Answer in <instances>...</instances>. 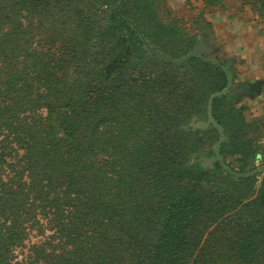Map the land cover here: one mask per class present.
<instances>
[{
    "label": "trees",
    "instance_id": "1",
    "mask_svg": "<svg viewBox=\"0 0 264 264\" xmlns=\"http://www.w3.org/2000/svg\"><path fill=\"white\" fill-rule=\"evenodd\" d=\"M31 1L40 28H49L42 48H52L51 77L38 99L48 118L38 128L12 111L0 137V264H15L31 231L44 239L20 264H264V205L247 200L251 191L232 190H249L256 176L194 163L201 130L184 129L207 119L209 97L226 87L227 71L198 57L184 65L150 59L130 26L116 27L119 0ZM243 2L264 18V0ZM122 14L167 55L192 51V37L161 17L156 0H126ZM66 28L63 44L57 35ZM123 33L129 41L117 40ZM128 44L131 54L121 61ZM134 58L143 70L133 75L126 66ZM238 102L216 98L213 116L227 136L224 161L245 173L254 169L259 141L249 145L248 135L264 131V120H248ZM52 121L56 131L43 126ZM207 132L215 154L219 133Z\"/></svg>",
    "mask_w": 264,
    "mask_h": 264
},
{
    "label": "rangeland",
    "instance_id": "2",
    "mask_svg": "<svg viewBox=\"0 0 264 264\" xmlns=\"http://www.w3.org/2000/svg\"><path fill=\"white\" fill-rule=\"evenodd\" d=\"M156 1L161 17L168 21H174L184 29L185 35L192 37L191 47L193 49L200 40H203L207 46L213 48V53L204 54L205 56L217 59L225 66L230 65L234 88L248 85L255 92L260 86L264 85V18L259 16L255 8L245 4L243 0ZM22 3H25V0L24 2L22 0H0V137L6 133L4 125H6L7 117L12 111L21 121L30 119L32 122H38V125H36L38 128L42 124V119L48 118L47 108L43 107V102L38 99L41 97L40 95L45 94L42 89L43 81L47 77H51L47 66V57L52 52L51 44L48 42L44 47L45 49L42 48L43 40L46 39L43 34L49 28L46 31L40 28L41 18L37 15L35 9H32L31 0L26 1L27 8ZM116 27L121 26H118L117 23ZM68 31V28L60 29L59 35L56 34L63 44L66 43L65 39L69 37L67 35ZM124 34H119L117 40H123ZM125 40L129 41L128 37H125ZM59 43L61 42L59 41ZM130 50L127 52L126 48V55L121 61H124L127 55L131 54ZM107 61L106 65L112 63V59ZM43 67L44 72H41ZM126 67V70L133 75L143 68L135 58ZM48 96L52 97V94H47L45 97ZM236 96L245 99L244 94ZM243 101L246 102L247 100ZM250 108L252 107H248L246 113V118L249 120L256 118L259 113L257 106H254L252 111ZM198 120L206 119L196 118L184 129L198 130L192 128V124ZM45 124L43 126L51 125L50 128L55 131L59 127L57 121ZM117 127L114 123L112 124L113 144H118L121 141L118 138ZM208 129L201 130L200 135H198L202 140V147L200 152L193 156L194 163H200L198 159L201 156H215L211 151L214 135L207 132ZM109 130L111 131L110 126ZM193 137L190 136L189 139L194 141ZM248 137L249 145L252 146L255 139L259 140L258 144L253 146L256 148L253 151L254 157H252L251 166L255 169L264 164V131L250 132ZM174 139L171 141L179 142L178 138ZM215 144L216 142L214 146ZM258 154L261 157H258ZM255 176L254 185L249 190L247 185H245L246 188L241 185L233 186L232 190L251 191L247 200L255 199L264 205V173L258 172ZM214 226H211L204 234L202 242L210 238ZM43 239V236L37 231H31L26 241V248L14 251V255H16L15 264L21 263L22 258L32 244L39 243Z\"/></svg>",
    "mask_w": 264,
    "mask_h": 264
},
{
    "label": "water",
    "instance_id": "3",
    "mask_svg": "<svg viewBox=\"0 0 264 264\" xmlns=\"http://www.w3.org/2000/svg\"><path fill=\"white\" fill-rule=\"evenodd\" d=\"M126 0H119L115 9H114V16L118 19V26H121L122 23H125L126 25L131 27V33L135 32L136 36L141 39V41L144 44L145 49L148 51L149 57L151 59L154 58H160L163 61L170 63L172 65H184L186 64L192 57H198L203 61L210 62L212 64L218 65L221 67L223 70L227 71L228 74V82L226 87L219 92L213 93L208 100V106H207V119L206 120H198L192 124L193 129H198V130H206L210 127H214L217 129L220 137L218 141L216 142L214 146V152L215 156L213 157H206V156H201V167L205 169H214L215 164L219 163V165L225 169L229 174L236 178H246L253 176L257 174L258 172H263L264 173V164L260 165L259 167L245 172V173H240L237 171L232 170L230 167L227 166L226 162L224 161L220 147L221 145L227 140V136L225 134V131L223 127L215 120L213 116V103L216 98H220L226 94H229L231 96H236L238 94H249V86L248 85H242L238 88H234V81H233V73L230 71V65H223L219 62V60L210 58L205 56L204 54H212L213 53V48L207 46L203 40H200L199 43L196 45V47L190 51L187 55L183 56L182 58H173L170 55H167L166 53L160 51L157 49L147 36L145 35V31L137 26V24L131 20L126 18L122 14V8L125 5ZM126 34L123 35V41L125 40ZM130 45L128 44L127 47V52L130 50ZM258 157H261L260 154H258Z\"/></svg>",
    "mask_w": 264,
    "mask_h": 264
},
{
    "label": "crops",
    "instance_id": "4",
    "mask_svg": "<svg viewBox=\"0 0 264 264\" xmlns=\"http://www.w3.org/2000/svg\"><path fill=\"white\" fill-rule=\"evenodd\" d=\"M244 95H245V99L239 97L238 103L243 104L247 107L246 113L248 112V107H252L250 108L251 111L254 108V106H257V108L259 109V113L256 116V118H251L250 120H254V119L264 120V85L260 86V88H258L255 92L252 91L251 94H244ZM243 100H247L246 101L247 103Z\"/></svg>",
    "mask_w": 264,
    "mask_h": 264
},
{
    "label": "flooded vegetation",
    "instance_id": "5",
    "mask_svg": "<svg viewBox=\"0 0 264 264\" xmlns=\"http://www.w3.org/2000/svg\"><path fill=\"white\" fill-rule=\"evenodd\" d=\"M249 92H250L249 94H251V93H252V87H250V86H249ZM243 94H245V93H243ZM198 161L201 163V160H200V158L198 159Z\"/></svg>",
    "mask_w": 264,
    "mask_h": 264
}]
</instances>
